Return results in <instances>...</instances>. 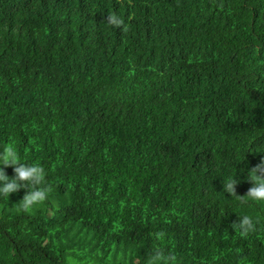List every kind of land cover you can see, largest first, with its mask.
Instances as JSON below:
<instances>
[{
  "label": "trees",
  "instance_id": "obj_1",
  "mask_svg": "<svg viewBox=\"0 0 264 264\" xmlns=\"http://www.w3.org/2000/svg\"><path fill=\"white\" fill-rule=\"evenodd\" d=\"M9 146L0 264H264V0H0Z\"/></svg>",
  "mask_w": 264,
  "mask_h": 264
},
{
  "label": "clouds",
  "instance_id": "obj_2",
  "mask_svg": "<svg viewBox=\"0 0 264 264\" xmlns=\"http://www.w3.org/2000/svg\"><path fill=\"white\" fill-rule=\"evenodd\" d=\"M110 22L119 24V20L115 17H111ZM6 166H14V175L9 176L6 174ZM248 171L249 176L247 179L251 180L253 186L248 189L247 194L244 196L253 201H264V162L249 168ZM45 175V171L41 166L22 162L14 147L9 146L0 149V195L9 197L11 193L18 191L22 187L29 189L19 201L20 206L25 211L47 200L49 195L48 188L37 187L44 182ZM240 179H243V177H238L236 172L235 176L225 181L224 190L230 194L235 193L234 185ZM238 229L244 233L254 231L255 222L247 215L242 216ZM137 264H139V261H137Z\"/></svg>",
  "mask_w": 264,
  "mask_h": 264
}]
</instances>
